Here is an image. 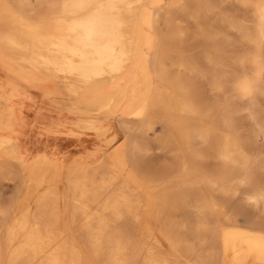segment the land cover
I'll return each instance as SVG.
<instances>
[{
    "label": "bare ground",
    "instance_id": "obj_1",
    "mask_svg": "<svg viewBox=\"0 0 264 264\" xmlns=\"http://www.w3.org/2000/svg\"><path fill=\"white\" fill-rule=\"evenodd\" d=\"M205 2L53 0L32 16L20 0H0V75L15 89L26 84L28 92L47 97L44 105L48 110L58 113L62 108L78 116L74 125L94 137L92 148L73 156L69 164L47 151L35 153L27 162L25 157L29 154L23 148L27 124L30 120L41 122L45 130L55 132L59 129L58 118L50 114L27 115L24 104H15L9 96L11 87L0 92V129L5 132L0 134V149H7L8 157L28 170L36 187L46 185L37 194L33 214L26 210L23 217L7 227L5 243L13 246L6 264H91L67 233L72 226L100 264H171L169 254L148 246L146 239L155 237L149 224L143 226L139 237L129 231L132 220H142L140 207L145 199L125 173L122 147L125 144L128 154V139L113 145L123 134L114 129L113 119L118 115L123 122L143 124L164 108L171 111L168 124H174L173 111L196 112V102L181 73L190 64L177 60L173 61L178 66L176 70L166 67L163 36L156 42L151 31L152 21L162 9L167 16L174 11H191L196 16L199 10L195 6ZM257 12V27L264 34V0L257 4ZM23 79L30 81L25 83ZM179 124L186 131L191 129L189 121ZM62 175L64 183L60 187ZM262 190L251 197L262 196ZM185 202L190 203L187 199ZM216 206L211 200L200 211L205 215L206 211L214 213ZM65 210L68 215L64 216ZM220 219L212 228L204 224L190 232L194 238L208 239L211 248L188 263L264 264V227L247 215L242 221L228 216L227 224ZM119 221L123 223L120 230L114 226ZM21 234V241L13 244ZM162 234L179 256L193 252V242L187 234L172 230Z\"/></svg>",
    "mask_w": 264,
    "mask_h": 264
},
{
    "label": "rangeland",
    "instance_id": "obj_2",
    "mask_svg": "<svg viewBox=\"0 0 264 264\" xmlns=\"http://www.w3.org/2000/svg\"><path fill=\"white\" fill-rule=\"evenodd\" d=\"M51 1L20 0L23 9L32 16H37L42 6L45 8ZM210 1L195 6L199 10L196 16L191 11L190 14L188 11H174L167 16L166 10L162 9L152 21L154 40L158 42L161 34L164 39L162 51L166 67L176 70L178 66L173 61L177 60L190 64L181 73L196 102V112L173 111L174 124H168L171 111L164 108H159L160 113L155 112L143 124L123 120L118 124L123 134L113 143L115 146L128 139V154L125 144L122 147L125 173L134 184L132 186H138V190L143 192L145 199L140 207L142 220H132L129 231L139 237L143 226L149 224L155 237L146 239L148 246L169 254L167 257L171 256V264L193 262L198 254L205 255L210 250L208 239L190 235L197 226L207 224L212 228L217 220L221 221L220 218L227 224L225 218L228 216L242 221L247 215L249 220L264 227V34L257 27V4L262 0ZM22 81L29 83L30 80ZM24 85L16 90L0 75V92L11 87L13 90L9 96L15 104H24V96L30 93ZM245 85L247 89H244ZM181 121H189L191 129L184 130L182 123L179 124ZM3 130L0 129V134L5 133ZM33 137L27 138L28 150L23 143L24 151L29 154L25 157L27 162L32 161L35 153L44 151L39 149V139ZM75 144L73 137L64 144L51 142L53 153L47 152L52 156L61 155L71 152L70 148ZM6 150L0 149V264L7 263L13 246L5 243L7 227L23 217L26 210L29 215L33 214L37 194L46 186L36 187L28 170L17 160L12 161ZM63 175L60 187L64 183ZM257 190L263 191V197L252 198ZM186 199L189 204H186ZM254 199H258V203ZM211 200L217 203L216 210L214 213L206 211L205 215L200 208ZM220 209L222 211H218ZM67 212L64 211V216L68 215ZM114 226L120 230L123 223L119 221ZM74 229L72 226L67 233L81 248L83 256L89 257L91 264H100V260L89 254L86 240ZM166 230L187 234L193 242V252L179 256L171 250L163 238L162 233ZM17 239L13 244L21 241L22 234ZM204 245L208 248L205 246V249ZM180 259L187 261L182 263Z\"/></svg>",
    "mask_w": 264,
    "mask_h": 264
},
{
    "label": "crops",
    "instance_id": "obj_3",
    "mask_svg": "<svg viewBox=\"0 0 264 264\" xmlns=\"http://www.w3.org/2000/svg\"><path fill=\"white\" fill-rule=\"evenodd\" d=\"M30 91L31 93L25 95L24 99L22 100V102L24 103V111L27 113V115L34 116L36 114L37 115L38 114L39 115L50 114V116L57 117L59 121V125L57 127L59 129L55 132H46L44 130V125H42L41 122H34L33 120H30V123H28L27 127H25L27 137L24 143H25L26 150H28L29 148L27 144V138H29L30 135L32 137L34 136L33 138L39 139L37 141L40 144L39 149H42L48 152L53 151L51 150L53 148L50 146L51 142L64 144V143H68L69 139L73 137L76 144L74 147L70 148L71 152H64L61 155H57L54 153L55 155L59 156V158L65 164H69L73 156L77 155L78 153H81L84 150L92 148L93 138H94L93 133L87 130H84L83 128L79 126L74 125V123L77 122V120L79 119L78 116L70 114L66 110H63L62 108L59 110L58 113L48 110L45 107L46 105L45 103L48 102L47 97L43 96L41 93H34L32 90ZM123 120L124 119H122L118 115L113 119L114 129H116L117 131L121 133L123 132H122L121 127L118 124H120V122H122ZM66 149H69V148L66 147Z\"/></svg>",
    "mask_w": 264,
    "mask_h": 264
}]
</instances>
